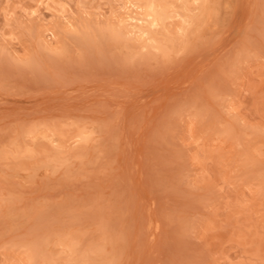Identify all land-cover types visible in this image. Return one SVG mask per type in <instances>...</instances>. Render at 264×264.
<instances>
[{
  "label": "rangeland",
  "instance_id": "obj_1",
  "mask_svg": "<svg viewBox=\"0 0 264 264\" xmlns=\"http://www.w3.org/2000/svg\"><path fill=\"white\" fill-rule=\"evenodd\" d=\"M199 1L0 0V264H264V0Z\"/></svg>",
  "mask_w": 264,
  "mask_h": 264
},
{
  "label": "bare ground",
  "instance_id": "obj_2",
  "mask_svg": "<svg viewBox=\"0 0 264 264\" xmlns=\"http://www.w3.org/2000/svg\"><path fill=\"white\" fill-rule=\"evenodd\" d=\"M134 1V0H133ZM201 1V0H200ZM199 1V2H200ZM183 6V5H182ZM137 7V6H136ZM184 7V6H183ZM151 9V8H150ZM191 13H192V11H191ZM190 13V14H191ZM148 17H149V19H150V27H156L157 25H158V18H157V16L151 11V13L148 15ZM173 19V18H172ZM137 21V20H136ZM127 22V21H126ZM138 22V21H137ZM157 31V30H156ZM148 32V31H147ZM147 32H145V30L143 29L142 30V28H141V35H144L145 33L147 34ZM122 37V36H121ZM183 37H185V36H183ZM157 38V37H156ZM163 38V40L165 39L164 37H162ZM124 39H126V38H124ZM140 41H142V40H140ZM146 42H148V40L146 41ZM146 44H148V43H146ZM157 54V53H156Z\"/></svg>",
  "mask_w": 264,
  "mask_h": 264
}]
</instances>
